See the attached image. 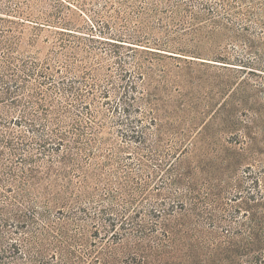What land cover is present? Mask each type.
I'll list each match as a JSON object with an SVG mask.
<instances>
[{
  "label": "trees",
  "instance_id": "trees-1",
  "mask_svg": "<svg viewBox=\"0 0 264 264\" xmlns=\"http://www.w3.org/2000/svg\"><path fill=\"white\" fill-rule=\"evenodd\" d=\"M172 4L212 31L229 30L227 46L208 57L264 76V0ZM8 33L0 29V264H264V147L253 159L256 172L252 165L244 171L254 188L245 200L255 203L257 219L238 223L249 228L238 233L231 214L219 220L224 232H203L186 217L193 209L184 200L195 206L208 195L181 184L177 157L159 150L151 96L141 86L150 66L137 58L141 45L121 52L127 42L116 36L114 76L101 86L92 69L73 75L80 38L69 29L44 59L15 56L17 39ZM152 45L150 53L175 59L197 50ZM243 128L233 138L245 146L252 138ZM227 189L228 196L247 190Z\"/></svg>",
  "mask_w": 264,
  "mask_h": 264
},
{
  "label": "rangeland",
  "instance_id": "rangeland-1",
  "mask_svg": "<svg viewBox=\"0 0 264 264\" xmlns=\"http://www.w3.org/2000/svg\"><path fill=\"white\" fill-rule=\"evenodd\" d=\"M169 2L0 0V29L17 39L15 56L37 59L49 56L60 38L58 34L69 29L80 38V43L75 42L74 52L81 62L73 75L80 76L83 67L92 69L101 86L114 76L116 60L112 51L117 46L116 36L127 42L118 46L121 52L130 43L141 45L137 51L142 54L137 58L144 66L150 65L141 86L151 96L159 150L162 156L177 157L174 165L183 172L181 184L190 183L194 195H208L204 204L195 206L191 205L194 201L185 199L187 209H193L186 212V217L198 220L196 226L203 232L221 233L225 225L220 218L232 214V231L244 233L249 228L237 224L258 217L255 203L247 204L245 200L247 193H254V188L245 179L244 171L252 165L256 172L253 159H258L264 147V93L258 90L264 84V76L244 74L231 65L224 68L222 63L208 57L217 45L227 46L229 30L212 31L202 20H189L182 6V9L173 4L168 7ZM162 42L183 43L197 50L193 55L182 53L184 56L176 59L150 53L157 48L153 43ZM228 50L231 52V47ZM97 62L98 67L93 66ZM243 109L250 111L252 118L238 116ZM234 113L237 118H228ZM245 125L252 140L242 146L235 143L233 135L244 130ZM228 183L241 184L247 190L228 196ZM212 220L216 225H209Z\"/></svg>",
  "mask_w": 264,
  "mask_h": 264
}]
</instances>
